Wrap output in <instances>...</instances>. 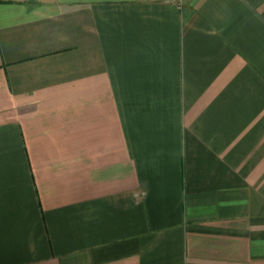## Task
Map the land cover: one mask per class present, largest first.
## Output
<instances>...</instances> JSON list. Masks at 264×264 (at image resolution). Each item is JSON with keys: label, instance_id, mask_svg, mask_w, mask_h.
I'll use <instances>...</instances> for the list:
<instances>
[{"label": "crops", "instance_id": "0c3cea01", "mask_svg": "<svg viewBox=\"0 0 264 264\" xmlns=\"http://www.w3.org/2000/svg\"><path fill=\"white\" fill-rule=\"evenodd\" d=\"M0 264H264V0H0Z\"/></svg>", "mask_w": 264, "mask_h": 264}]
</instances>
